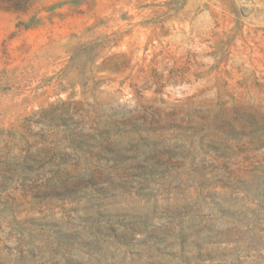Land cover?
Returning <instances> with one entry per match:
<instances>
[{
    "label": "rangeland",
    "instance_id": "1",
    "mask_svg": "<svg viewBox=\"0 0 264 264\" xmlns=\"http://www.w3.org/2000/svg\"><path fill=\"white\" fill-rule=\"evenodd\" d=\"M0 264H264V0H0Z\"/></svg>",
    "mask_w": 264,
    "mask_h": 264
}]
</instances>
